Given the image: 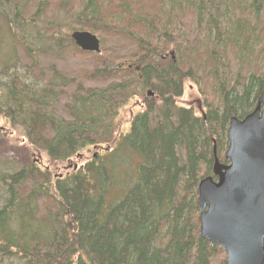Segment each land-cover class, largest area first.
I'll list each match as a JSON object with an SVG mask.
<instances>
[{"label":"trees","instance_id":"1","mask_svg":"<svg viewBox=\"0 0 264 264\" xmlns=\"http://www.w3.org/2000/svg\"><path fill=\"white\" fill-rule=\"evenodd\" d=\"M0 26V120L53 163L109 147L63 177L28 148L0 155V264H225L200 237L198 186L262 93L264 0H0ZM188 81L200 116L178 105ZM134 97L145 110L116 139Z\"/></svg>","mask_w":264,"mask_h":264},{"label":"water","instance_id":"2","mask_svg":"<svg viewBox=\"0 0 264 264\" xmlns=\"http://www.w3.org/2000/svg\"><path fill=\"white\" fill-rule=\"evenodd\" d=\"M71 38L81 51L101 53L96 35L76 31ZM227 139L230 164L216 160V181L199 184L200 237L223 249L226 264H264V87L248 116L230 120Z\"/></svg>","mask_w":264,"mask_h":264},{"label":"rangeland","instance_id":"3","mask_svg":"<svg viewBox=\"0 0 264 264\" xmlns=\"http://www.w3.org/2000/svg\"><path fill=\"white\" fill-rule=\"evenodd\" d=\"M7 34L5 28L0 26V45L1 48V59H6L9 56V49H7V41L6 40ZM170 44L172 45L174 42V38L169 39ZM6 44V45H5ZM174 48H170L163 56L167 57L169 60H173L175 57ZM11 53V52H10ZM174 53V55H172ZM138 63L133 62L128 65V67L134 68V74L130 77H133L135 81L139 82L141 79L139 73H137L136 68ZM127 67V66H126ZM129 77V78H130ZM148 95V92H147ZM139 97L132 98L125 106H123L118 113L116 120L114 121V125L117 131V138L120 139L121 135L126 134L130 130V124L133 118L138 114L145 110V106L141 100L138 99ZM202 92L200 91L199 87L195 84L190 83L189 81L185 84L184 94L179 101V106L190 109L193 108L195 114L197 116L202 115L206 112V103ZM207 100V99H206ZM24 135L19 129L12 128L11 125L6 120H0V155L7 154L9 152L15 151L14 154H19L22 159L23 153H21L25 148L29 150V159L37 164L40 162L42 165L47 166L56 177H63L66 175V168L71 166V168L78 166L81 168L85 163L90 162L93 156H97L98 153L101 151L95 150L94 148L88 152L82 154V158L74 159L69 162L65 163H53L51 162L45 155L39 154L35 149L29 148V144L25 142L23 137ZM103 148H107V146H103ZM109 148V147H108ZM102 154V153H101ZM43 167V166H41ZM71 170V169H70ZM12 264H18L17 260L11 261Z\"/></svg>","mask_w":264,"mask_h":264},{"label":"flooded vegetation","instance_id":"4","mask_svg":"<svg viewBox=\"0 0 264 264\" xmlns=\"http://www.w3.org/2000/svg\"><path fill=\"white\" fill-rule=\"evenodd\" d=\"M217 147H216V145L214 146V151H216L217 152ZM221 161H223V160H221ZM223 163L225 164V162L223 161ZM226 165V164H225Z\"/></svg>","mask_w":264,"mask_h":264}]
</instances>
